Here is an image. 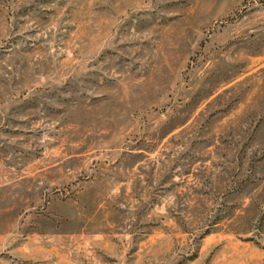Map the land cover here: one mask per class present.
<instances>
[{"label":"rangeland","instance_id":"1","mask_svg":"<svg viewBox=\"0 0 264 264\" xmlns=\"http://www.w3.org/2000/svg\"><path fill=\"white\" fill-rule=\"evenodd\" d=\"M0 264H264V0H0Z\"/></svg>","mask_w":264,"mask_h":264}]
</instances>
